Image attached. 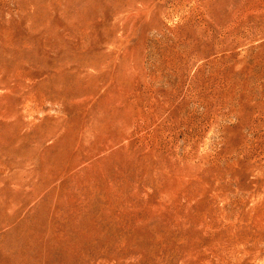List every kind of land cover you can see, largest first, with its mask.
Masks as SVG:
<instances>
[{"label":"rangeland","instance_id":"obj_1","mask_svg":"<svg viewBox=\"0 0 264 264\" xmlns=\"http://www.w3.org/2000/svg\"><path fill=\"white\" fill-rule=\"evenodd\" d=\"M0 123V264H264V0H0Z\"/></svg>","mask_w":264,"mask_h":264},{"label":"bare ground","instance_id":"obj_2","mask_svg":"<svg viewBox=\"0 0 264 264\" xmlns=\"http://www.w3.org/2000/svg\"><path fill=\"white\" fill-rule=\"evenodd\" d=\"M49 19V18H48ZM73 52V51H72ZM23 60V59H22ZM24 62V61H23ZM15 80V79H14ZM3 88V87H2ZM43 92V91H42ZM51 95V94H50ZM13 97V96H12ZM4 98V97H3ZM7 98V97H6ZM9 99H11V97L9 98ZM48 100V99H47ZM50 102V101H49ZM14 103V102H13ZM51 103V102H50ZM24 104V103H23ZM119 104V103H118ZM28 105V104H27ZM121 105V104H120ZM30 106V105H29ZM27 107V106H26ZM6 108V107H5ZM11 108H12V106H11ZM2 109H4V108H1V110ZM9 110V109H8ZM26 110V109H25ZM4 111V110H3ZM12 112V111H11ZM14 112V111H13ZM31 112V111H30ZM1 124V123H0ZM6 126V125H5ZM2 133V132H1ZM38 156V155H37ZM46 157V156H45ZM31 160V159H30ZM83 205V204H82ZM66 210V209H65ZM11 213V212H10ZM7 215V214H6ZM3 219H4V217H3ZM8 220V219H7ZM15 225V224H14ZM128 234V233H127ZM85 259V258H84Z\"/></svg>","mask_w":264,"mask_h":264}]
</instances>
